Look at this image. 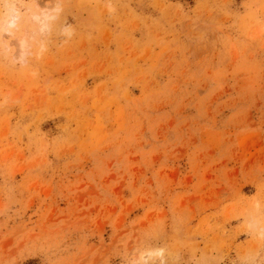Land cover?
I'll return each instance as SVG.
<instances>
[{"label":"rangeland","instance_id":"374dc122","mask_svg":"<svg viewBox=\"0 0 264 264\" xmlns=\"http://www.w3.org/2000/svg\"><path fill=\"white\" fill-rule=\"evenodd\" d=\"M263 227L264 0H0V264H264Z\"/></svg>","mask_w":264,"mask_h":264},{"label":"bare ground","instance_id":"6f19581e","mask_svg":"<svg viewBox=\"0 0 264 264\" xmlns=\"http://www.w3.org/2000/svg\"><path fill=\"white\" fill-rule=\"evenodd\" d=\"M43 10H42L41 14L39 13V14L33 15L35 17V20H36L35 22H38L39 29H40V31L42 33L44 31H46L47 28H48V25L46 24V19L49 16L48 12H46L48 9H46V11L45 10L43 11ZM10 11H12V13H9L11 15L10 16L11 19L7 22L8 24H6L8 26L13 25L16 22V19L18 18V10L17 9H12ZM33 19L34 18H32V21H34ZM8 26H6V27H8ZM9 28H8V30H9ZM19 47H20V51H21V53L23 55L24 52H25V48L27 47V45H26V39L25 38L20 39V41H19ZM263 229H264V227H263Z\"/></svg>","mask_w":264,"mask_h":264}]
</instances>
